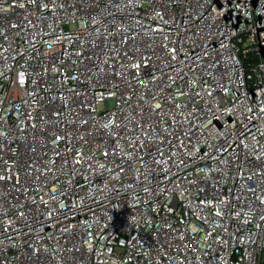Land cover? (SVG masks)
<instances>
[{
  "label": "built area",
  "instance_id": "built-area-1",
  "mask_svg": "<svg viewBox=\"0 0 264 264\" xmlns=\"http://www.w3.org/2000/svg\"><path fill=\"white\" fill-rule=\"evenodd\" d=\"M264 0H0V264H263Z\"/></svg>",
  "mask_w": 264,
  "mask_h": 264
},
{
  "label": "trees",
  "instance_id": "trees-1",
  "mask_svg": "<svg viewBox=\"0 0 264 264\" xmlns=\"http://www.w3.org/2000/svg\"><path fill=\"white\" fill-rule=\"evenodd\" d=\"M264 264V263H263Z\"/></svg>",
  "mask_w": 264,
  "mask_h": 264
}]
</instances>
